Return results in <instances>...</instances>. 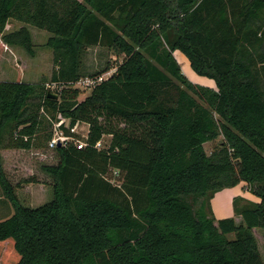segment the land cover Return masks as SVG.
Wrapping results in <instances>:
<instances>
[{
  "label": "trees",
  "instance_id": "16d2710c",
  "mask_svg": "<svg viewBox=\"0 0 264 264\" xmlns=\"http://www.w3.org/2000/svg\"><path fill=\"white\" fill-rule=\"evenodd\" d=\"M10 22L50 35L61 89L55 101L45 82L0 81V150L48 142L44 112L89 132L85 149L57 146V164L42 167L53 196L37 208L20 204L0 161L11 211L0 264H264L253 233L264 232V0H0V53L33 55L24 27L5 33ZM92 47L121 62L78 101ZM176 51L215 89L193 85ZM242 182L260 202L236 199L240 224L217 221L211 200Z\"/></svg>",
  "mask_w": 264,
  "mask_h": 264
},
{
  "label": "rangeland",
  "instance_id": "374dc122",
  "mask_svg": "<svg viewBox=\"0 0 264 264\" xmlns=\"http://www.w3.org/2000/svg\"><path fill=\"white\" fill-rule=\"evenodd\" d=\"M15 24V22H14ZM17 27L20 24H16ZM31 36L33 55L28 54L21 47H10L1 45L0 53V81H21L24 83H43V87L47 90V86L51 89L49 91L52 94L59 96L60 89L52 86L49 82L52 71L54 69L52 61V52L46 47V42L49 38V34L36 28L25 26L21 24ZM20 25V26H21ZM21 27V28H22ZM21 28L12 27L11 22L7 25L5 33L16 32ZM1 42V41H0ZM179 52H174L173 56L178 61L182 74L193 84H202V81H208L212 84V88L215 87L213 80L206 77L197 75L190 67L188 59L185 57V61L188 66L184 65V61L181 60ZM182 54V53H181ZM84 76L92 77L94 75L99 76L113 72L111 67H115V64L120 63L121 60L110 53L107 49L101 47H92L86 50L84 53ZM115 69V68H112ZM107 77V74L105 75ZM190 79H189V78ZM84 78V77H83ZM198 83V84H197ZM208 88V87H207ZM78 101H83L91 93V90H84L81 88ZM44 117L51 124L50 127L46 126V132H51V139L53 138V124L57 123L59 118H62L61 114L56 115V119H53L48 113H42ZM118 124V125H117ZM117 127L124 129L125 126L121 122H117ZM88 125L80 122L77 129V135L74 137V142L83 141L88 132ZM45 132V133H46ZM51 139L46 141L41 148H32L30 150H17V149H3L0 156L1 166L7 181L16 189V196L24 207L37 208L52 200V178L42 171L43 166H51L57 164V156L54 148H50L48 145ZM77 140V141H76ZM111 138L107 135L103 136L100 140L99 150L107 149ZM221 141V138L215 142L204 145L206 153L209 155ZM59 146V145H58ZM110 178L118 181V176L115 173H111ZM31 179V180H30ZM32 181L30 184L24 181ZM116 184H119L118 182ZM249 191L250 186L247 184ZM26 187L29 190H26ZM254 196V195H253ZM213 208L218 211L216 202ZM11 213L9 204L4 198V194L0 188V220L6 218ZM218 216L219 213H217ZM258 244L259 252L264 262V232L259 230L254 235ZM233 239V235L228 236ZM7 251V250H6ZM6 254L10 253L7 251Z\"/></svg>",
  "mask_w": 264,
  "mask_h": 264
},
{
  "label": "crops",
  "instance_id": "0c3cea01",
  "mask_svg": "<svg viewBox=\"0 0 264 264\" xmlns=\"http://www.w3.org/2000/svg\"><path fill=\"white\" fill-rule=\"evenodd\" d=\"M16 24H18V23L14 24V22H11L12 27L13 26L15 28H21L22 27L21 24H20L21 26L19 25L18 27ZM176 52H179V51H176ZM179 54L185 60L184 55L181 54L180 52H179ZM177 63H178V61H177ZM198 85L201 87H208L210 89H215V87L212 88L211 83L206 84V83H204V81H202V84H198ZM2 153L3 152L0 151V156H2L1 155ZM28 188H30V187H26V190H29ZM236 199H242L244 202H252V203H259L260 202V200L257 197L253 196V194L249 191L247 184L242 182L238 186L233 187V188H229V189H224V190L218 192L214 196V198L210 202L211 210H212V213L214 215V218L217 221L223 220V219H228V218H233L235 220L236 224H240L241 218L236 216L234 211H233V201ZM215 202H216V207H217L218 211H216V209L213 208V205ZM20 204L23 206V204L21 202H20ZM217 213H219L220 216H218ZM253 233L255 235L256 230H254Z\"/></svg>",
  "mask_w": 264,
  "mask_h": 264
},
{
  "label": "built area",
  "instance_id": "2783aa9c",
  "mask_svg": "<svg viewBox=\"0 0 264 264\" xmlns=\"http://www.w3.org/2000/svg\"><path fill=\"white\" fill-rule=\"evenodd\" d=\"M113 72H115V69H111ZM110 72V71H108ZM105 73L102 74L98 77H84L79 79L77 82L72 84V87L81 89L83 88L84 90H92L95 86L99 85L103 81H105L107 78L110 77V75L113 73ZM107 74V77L105 76ZM52 86L56 87L57 89H61L60 86H57L55 84H52ZM51 89L49 86H47V91ZM80 122H76L74 126L71 125L70 120L66 118H59L57 123L53 124V138L51 139L49 143L50 148H54L55 146H66L69 143L74 142V137L78 134L77 129L79 128ZM89 127V126H88ZM63 129L69 131L70 135L66 136L63 132ZM89 132V129H88ZM88 132L87 135L83 138V141H77L76 143H73L78 150L85 149L87 147V137H88ZM100 142L96 143L94 146L95 149L99 150V144Z\"/></svg>",
  "mask_w": 264,
  "mask_h": 264
},
{
  "label": "water",
  "instance_id": "95a60500",
  "mask_svg": "<svg viewBox=\"0 0 264 264\" xmlns=\"http://www.w3.org/2000/svg\"><path fill=\"white\" fill-rule=\"evenodd\" d=\"M47 97L50 98V99H53V100H55V101L58 100V96L55 95V94H52V93H48V94H47Z\"/></svg>",
  "mask_w": 264,
  "mask_h": 264
},
{
  "label": "bare ground",
  "instance_id": "6f19581e",
  "mask_svg": "<svg viewBox=\"0 0 264 264\" xmlns=\"http://www.w3.org/2000/svg\"><path fill=\"white\" fill-rule=\"evenodd\" d=\"M178 55H179V54H178ZM179 56H180V55H179ZM180 57H181V56H180ZM181 60L184 61V65L188 66V64L186 63V61H185L182 57H181ZM203 81H204V83H206V84L209 83L208 81H205V80H203Z\"/></svg>",
  "mask_w": 264,
  "mask_h": 264
}]
</instances>
